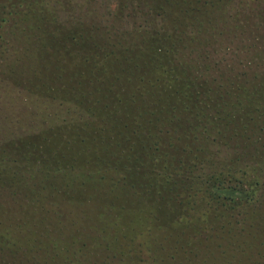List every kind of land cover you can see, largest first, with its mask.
Segmentation results:
<instances>
[{
	"label": "trees",
	"instance_id": "1",
	"mask_svg": "<svg viewBox=\"0 0 264 264\" xmlns=\"http://www.w3.org/2000/svg\"><path fill=\"white\" fill-rule=\"evenodd\" d=\"M45 1L53 3V0H39L36 9L45 12L47 4L42 3ZM175 1L174 4L168 2L167 12L163 13L173 14L171 7L179 5L183 8H178V12L187 11L184 7L186 0ZM216 1L221 3L224 0ZM249 1L241 11V15L248 17L244 25H259L257 28L264 30V21H261L264 20V0ZM213 3L215 0H212ZM30 7L34 9L35 4L26 5L28 11L32 10ZM217 10L212 9V12ZM24 16L0 2L1 30L18 28L21 33H12V36L26 35L22 44V47L27 46L26 51L15 55L9 65V74L13 78L18 75L27 78L35 76L39 101L57 108L67 105L68 109L66 107L63 113H48L53 121L47 131L40 129L33 136L26 135L17 142L13 140L9 143L10 149H19L21 158L19 162L18 157L14 158L10 165L8 161L0 169V177L16 185L7 189L11 201H20L16 212L31 217L30 220H23L21 227L18 222L15 226L10 223V229L6 228V238L0 235V242L12 260L9 264H20L17 255L23 256L25 252H30V259L36 260L35 249L40 250L44 246L35 244L37 235H46V240L50 242V248L42 253L45 257H50L56 264L69 262L70 259L63 255L64 248L54 240L72 235V225H85L92 234L93 237L84 246L89 243L92 247L90 256H100L99 260L106 256L100 253L106 252L112 245L113 253L120 255L121 263L127 262L133 254L129 249L121 250L123 246H128L121 241L131 235L135 239L134 234L137 240L133 245L139 247V252L143 253L146 249L149 252L146 257H140L143 262L139 258L140 264H184L198 253L206 256V264H229L236 254L241 256L247 245L248 231L244 233L247 229L242 227L238 230L230 228L226 220L229 218L232 225L230 217H240L241 224L243 220L251 228L264 230V212L256 208L260 201L255 190L223 181L214 175L223 172L213 170L212 174L194 175L195 180L190 179L193 188L185 194L177 190L183 180L179 177L175 180L174 175L179 176L180 165L196 164L191 151L200 153L207 150V144L215 146V140L220 141L219 136L226 135L228 131L230 134L226 136L231 140L235 124L233 130H228V119L224 126L220 125L221 114L213 113L214 108L221 106L219 100L225 97L232 100L234 95H241L229 91L239 85L246 86L250 80L251 87L258 89L250 94L261 101H254L256 99L250 95L248 98L257 102L254 107L264 103V93L259 92L264 90V73L257 75L255 72L245 81V77L238 75L227 79L222 77L221 83L216 84L225 90L223 94L201 97V91H212L215 80L212 85L203 86L201 79L193 80V77L185 75L190 80L187 81L176 69H167L170 53L177 55L173 50L176 47L174 44L170 45V49L158 48L169 53L163 59L159 58L161 53L151 46L134 48L128 43L111 48L106 54L103 46L89 48L84 44L83 34L79 31L74 32L70 39L74 41L80 37L81 40L73 44L67 41L63 46L48 36L25 33L22 26L26 25L28 18L24 19ZM190 19V24L199 28L211 22L199 17ZM10 23L12 26H8ZM228 24L230 29L240 28ZM3 31H0V47L6 44ZM31 47L32 50H28ZM99 55H103V61L98 60ZM136 71L140 75L134 79ZM72 99L76 103L74 106L70 101ZM226 102L223 103L225 106L228 105ZM205 109L209 111L208 115ZM248 115L243 111V114L238 113L237 117L232 115L231 118L242 120L245 116L253 119L254 113ZM202 117L208 119L202 120ZM211 121L212 130L208 128ZM247 137L244 143L253 135ZM257 137V140L261 139V136ZM108 174L112 183L105 185L103 183ZM165 183L169 184L167 188ZM160 186L166 191H162ZM133 188L140 198L135 197L137 204L128 206L123 195ZM185 195L194 206L185 203ZM235 211L239 214L235 215ZM32 213L39 214L43 219H35ZM48 214L57 217L55 233L46 231L51 217ZM9 216L15 217L12 210ZM74 219L84 222L76 221L68 226ZM16 235L20 238H15ZM71 235L67 236V246L78 252L81 249L73 244L75 239ZM103 239L107 243L105 247ZM184 246L187 249H182ZM47 248L44 246V249ZM240 256L236 264L243 260ZM86 260L89 261L88 258ZM40 263L46 264L36 260V264Z\"/></svg>",
	"mask_w": 264,
	"mask_h": 264
},
{
	"label": "rangeland",
	"instance_id": "2",
	"mask_svg": "<svg viewBox=\"0 0 264 264\" xmlns=\"http://www.w3.org/2000/svg\"><path fill=\"white\" fill-rule=\"evenodd\" d=\"M0 2L6 3L8 9L20 13L22 16L25 14L24 19L25 17L28 18L26 25L22 26L25 33L27 32L30 36L35 34L40 37L48 36L50 40L52 39V41L58 42L60 45L63 44V46L68 42L69 44H73L78 42L79 39L81 40L80 37L73 39L75 42L70 39L74 35V32L79 31L80 34H83L84 38L82 42L84 44L89 48L94 45L103 46L106 48L104 52L106 54L111 48L117 47L118 45L123 46L125 43H128L134 48L151 46L157 52L161 53L159 58L163 59L169 53L159 51L160 49L158 48L165 50L168 47L170 49V45L174 44L176 47L173 50L175 49L174 51L177 52V55L175 56L173 52L170 53L169 64H166L167 69H176V72L179 71V75L181 74L182 77L186 75L187 77H193V80L201 79L200 82L203 86L212 85L215 80L213 86L216 88L212 86L213 89L210 93L207 90L201 91V97L208 95L216 97V95L223 94L225 90L221 86H217L218 83H221L220 80L222 77L227 79L228 77L234 78L233 75H238V77H245L243 79L245 81L255 72L257 75L264 73V30L257 28L259 25L257 27H247L248 24H244L247 22L248 17L241 15L242 9L246 7V4L250 3L249 0H224L221 3L215 0L213 4L212 0H186L184 7L187 8V11L185 13L177 11L178 8L179 10L182 9L183 5L177 7L172 6L171 11L174 12L173 14L169 11L167 14L163 12H167L165 10L167 9L168 2L174 4L176 2L175 0H53L52 4L49 1L42 2L47 4L45 12H42L40 8L36 9L39 0H0ZM27 4H30V6L35 4L34 9L30 7L32 10L28 11V8H26ZM163 5L164 10L161 9ZM212 9H218L217 11L219 12H212ZM162 13L163 18H161ZM222 14L224 15L222 16ZM190 17L204 18L206 21L210 19L211 22L199 28L198 26H192L190 24L192 23L190 22ZM261 21L264 20L261 19ZM228 23L234 24L235 27L239 26L240 28L230 29L228 27L230 24ZM11 24H8V26ZM0 31H3L1 27ZM3 33V40L6 44L5 47H0V169L5 164H8V161H10V165L13 164L14 158L18 157V162L19 158H21L18 153L19 149L17 148L18 151L16 149H10L9 143L13 140L17 142L26 135L33 136L40 129L47 131L53 121L48 113L53 111H62L63 113L67 107L65 105L57 108L52 107L48 102H40L35 91V76L27 78L24 75L22 77L18 75L17 78H13L9 74V65L15 59V55L26 51L25 48L27 46L22 47L23 38L26 35L24 33L25 36H12V33L20 34L21 32L20 29L11 27L4 29ZM54 34L56 35L54 36ZM52 41H49V43ZM161 44L165 45V47L160 46ZM28 50H32V47ZM147 54L149 53L147 52ZM100 59L103 61V55H99L98 60ZM66 60H68V57ZM78 64L81 65L80 62ZM74 68L75 65L72 66V69ZM136 72L137 75L134 79L140 75L138 71ZM8 75L10 76L8 77ZM260 77L263 76L260 75ZM184 79L190 81L186 77ZM249 81L246 86L239 85L236 89L229 91L233 92V94L240 93L242 96L234 95L235 98L232 100L225 97L219 100L221 106L214 108V112L212 111L213 113L216 111V114H221L219 115L222 117L219 121L220 125L224 126L228 119V130H233L235 124L236 130L231 132V140L229 136H226L230 134L228 131L226 135L219 136L220 141L215 140V146H212L213 143L210 145L207 144V150L205 149L200 153L198 151H191L196 164L191 165L189 163L186 166L180 165L178 169V173L180 174L179 176L174 175V177L175 180L178 177L181 178L180 180H183L179 184L181 187L177 190L181 193L185 192L186 194L192 190L191 187L193 188L192 180H195L193 178L194 175L204 176L206 174H212L213 170L223 172V174L218 173L219 175L216 173L213 174L223 181H229L233 184L243 185L246 189L252 188L255 190L257 199L260 201L256 208L259 212L263 213L264 128L260 127H264V103H260L258 107H254L257 105V102L254 101H261V99L259 97H253L250 94L251 92L258 91V89L252 88L251 85L253 84H249ZM192 90L194 92L196 91L193 88ZM259 92L264 93V90L260 89ZM249 95L253 97L252 99L256 100L252 101L248 98ZM70 101H72V106L76 104L74 99ZM224 102L228 105L225 106L223 104ZM216 105L218 104L216 103ZM205 110L208 115L209 111L207 109ZM243 111L244 114L248 113L249 115L254 113L253 119L245 116L242 120L241 118H231L232 115L237 117L236 115L238 113L243 114ZM201 119L207 120L208 117H202ZM75 120L77 122L79 121L76 117ZM243 126L245 127L243 128ZM208 128L212 130V121L209 122ZM248 135H253V137L251 140H245L246 142L244 143V138H248ZM257 135L261 136L260 140H257L259 138ZM232 170L235 173L230 174V171L233 172ZM109 178L108 174L103 184L108 183L110 185L112 181ZM12 183L2 176L0 177L1 236L6 234V228H9L10 223L15 226V222H18L20 223L19 227H21L23 220L31 219V217L23 216L22 213L18 214L16 212L20 204L19 200V202L16 201L14 203L8 198L7 189L14 185ZM165 185L167 188L169 184L165 183ZM162 187L160 186L161 189ZM134 191L136 190L133 188L125 196L123 195V199L128 206L129 204H137L135 197L136 199L140 198ZM139 191L141 192V189ZM162 191L165 192L166 190L162 189ZM184 199L187 205L194 206L193 201L190 202L186 195ZM31 208L33 209V207ZM10 210L13 211V216L15 217L9 216ZM234 214H239V212L235 211ZM48 215L51 217L47 221L46 231L55 233L56 225L54 222L57 217L54 214ZM32 217H35V219L38 217L39 219H43L39 214L37 216L32 213ZM230 218L232 225L228 221L229 218H227L226 221L230 225L228 227L231 228L232 226L235 230L241 227L243 229L246 228L247 230L244 233L248 231V241L241 256L240 254H236L232 257L233 259H231L229 264H236L239 256L241 257L240 259L243 258L240 264H264V230L262 231L259 227L256 228L253 226L251 228L242 219L241 224L239 221L240 217ZM76 221L80 223L84 222L82 219H74L68 226H71L70 224ZM71 228L74 230L72 232V238L73 240L75 239L74 243L73 241L72 243L76 245V248H80L81 250L76 252L70 245L67 246V236L71 234L65 235L64 238L61 237L54 240L59 247L64 248L62 250L63 255L70 259L68 260L70 263L66 262L64 264H76L77 262L84 264L87 258L89 260L87 261L88 264H140L144 261L140 257H146L149 254L147 249L142 253L139 252V247L137 248L136 245H133L137 240L134 234L135 239L131 235L121 241L123 243L126 242V244L128 243V246H123L121 250L127 251L129 249V252L133 254L131 258L127 259V262L121 263L119 259L120 255L118 254L116 256L114 250L111 248L112 245L110 246L109 244L110 248L106 249V252L100 253V255L106 256H102L99 260L98 257L100 256H90L89 253L92 247L89 243H86L84 246V243L90 237H93L86 230L85 225H72ZM14 237L20 238L17 235ZM42 237L43 240H41ZM42 237L37 235L35 244L38 247L44 244L48 248L44 249L43 246V248H40L41 251L35 249L36 260L46 264H56L50 257L47 258V256L45 257L42 254L50 248V242L46 240L47 236L42 235ZM55 237L57 238L58 235ZM102 241V245L105 247L106 242L104 239ZM112 243L113 245H118L117 243ZM148 243L149 246L152 245V241ZM143 247H141V250ZM182 249L187 248L184 246ZM17 256L20 264H36L35 259H30V252L23 253V256ZM139 258L140 260L142 259L141 262H139ZM205 258V255L198 253V255L191 256L188 260L189 262L187 261L184 264H206ZM44 259L48 260L46 261ZM11 262L12 260L7 255L3 243L0 242V264H9ZM60 263H62V260Z\"/></svg>",
	"mask_w": 264,
	"mask_h": 264
}]
</instances>
